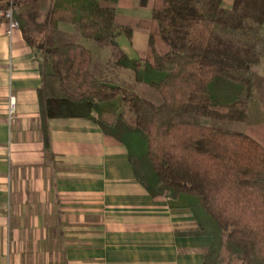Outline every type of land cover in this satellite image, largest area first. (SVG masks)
Listing matches in <instances>:
<instances>
[{
  "label": "trees",
  "instance_id": "obj_1",
  "mask_svg": "<svg viewBox=\"0 0 264 264\" xmlns=\"http://www.w3.org/2000/svg\"><path fill=\"white\" fill-rule=\"evenodd\" d=\"M120 1L52 0L27 13L26 0L7 2L42 53V118L89 119L125 143L137 181L153 198L186 201L189 233L211 237L203 264H264V76L251 39L264 0H139L149 21L120 17ZM137 28L148 33L143 54L131 51Z\"/></svg>",
  "mask_w": 264,
  "mask_h": 264
},
{
  "label": "crops",
  "instance_id": "obj_2",
  "mask_svg": "<svg viewBox=\"0 0 264 264\" xmlns=\"http://www.w3.org/2000/svg\"><path fill=\"white\" fill-rule=\"evenodd\" d=\"M51 3L26 0L18 13ZM116 12L152 18L139 0H121ZM7 27L0 17V264H203L211 237L189 233L196 219L186 201L153 198L137 181L125 143L89 119L42 118V53ZM131 44L145 53L148 33L135 29Z\"/></svg>",
  "mask_w": 264,
  "mask_h": 264
},
{
  "label": "rangeland",
  "instance_id": "obj_3",
  "mask_svg": "<svg viewBox=\"0 0 264 264\" xmlns=\"http://www.w3.org/2000/svg\"><path fill=\"white\" fill-rule=\"evenodd\" d=\"M254 35H255V38H251V39L256 40L257 38L256 47L261 55V61L258 64V66L255 67V71L260 73L262 76H264V28L260 32ZM232 38L235 40H242V41L246 39L243 34H238V33H236ZM74 41L84 45L87 48L88 47L90 48V46L94 45L93 42L83 39L80 35H77V38H74ZM118 75H119V79H120L119 81H121L120 82L121 84L122 82H124L126 85H129L130 81L127 78L125 73H118ZM126 120H127V123L130 125L131 124L130 119L127 118Z\"/></svg>",
  "mask_w": 264,
  "mask_h": 264
},
{
  "label": "built area",
  "instance_id": "obj_4",
  "mask_svg": "<svg viewBox=\"0 0 264 264\" xmlns=\"http://www.w3.org/2000/svg\"><path fill=\"white\" fill-rule=\"evenodd\" d=\"M0 17H4L7 20V34L11 35L12 32L19 28V24L14 17V12L12 8L5 9L0 12ZM15 111V102L14 98L10 100V113L12 114Z\"/></svg>",
  "mask_w": 264,
  "mask_h": 264
}]
</instances>
